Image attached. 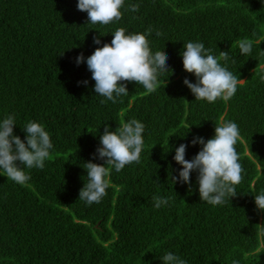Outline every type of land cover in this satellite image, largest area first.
<instances>
[{"label":"trees","instance_id":"trees-1","mask_svg":"<svg viewBox=\"0 0 264 264\" xmlns=\"http://www.w3.org/2000/svg\"><path fill=\"white\" fill-rule=\"evenodd\" d=\"M77 5L0 0V123L13 116V134L26 143L27 123L37 122L53 144L43 169L24 168L25 184L0 169V264H163L169 252L187 264H264V210L255 204L264 192V0H124L122 18L108 25L90 23ZM121 27L151 29L150 50L167 55L168 72L151 94L121 82L129 94L113 103L95 93L86 60ZM244 38L250 54L239 50ZM188 42L228 52L220 63L241 79L231 99H195L184 84L197 82L183 68ZM133 118L145 126L140 163L112 169L100 203L79 200L85 164L105 165L97 153L104 127ZM222 118L238 125L244 172L237 195L213 206L200 198L198 171L190 184L179 181L174 156L184 144L191 161L202 150L192 141L214 138ZM154 196L171 199L157 209Z\"/></svg>","mask_w":264,"mask_h":264},{"label":"clouds","instance_id":"clouds-1","mask_svg":"<svg viewBox=\"0 0 264 264\" xmlns=\"http://www.w3.org/2000/svg\"><path fill=\"white\" fill-rule=\"evenodd\" d=\"M77 7L79 11L88 14L90 23L108 25L122 18L124 0H78ZM138 9L139 5L131 6L133 12ZM148 35H151V29L143 34H129L121 27L115 30L111 44L96 48L86 60L88 70L95 81V93L116 103V97L129 94L126 84L121 82L141 84L146 94L157 90L159 74L168 72V57L163 51L152 54ZM156 35L160 36L162 33L157 32ZM94 43L99 45L101 41L94 38ZM237 44L241 54L251 53V39H241ZM184 49L183 68L188 73H194L197 78L195 84L188 79L184 80V84L196 100L214 103L217 99L227 101L235 95L241 79L220 63L221 60H229L228 52H220L218 57L214 56L211 54L212 50L206 49L201 42H188ZM84 59L81 54L77 58V64L84 62ZM84 83L87 84V81ZM14 126L15 120L11 115L0 123V169L5 172L7 179L25 184L31 177L26 174L24 168L43 169L53 144L50 134L37 122L27 123L24 129L26 143L13 134ZM144 127V124L135 118L122 123L115 131L104 127V133L100 137L102 147L97 149V153L99 158L105 161V165L92 162L85 164L88 182L80 190L79 200L88 205L100 203L111 186L112 169L120 172L126 165L140 163ZM240 138L238 125L232 121H223L222 118L215 127L214 138L207 142L203 138L192 141L193 145H202V150L191 161L185 159L187 146L181 144L174 156L176 163L182 166L179 181L190 184V174L198 171L202 201L216 206L224 204L226 197H235V186L242 181L244 172L236 149ZM175 180L176 178H173L174 182ZM170 199L154 196V206L159 209L168 205ZM255 204L258 209L264 210V192L255 196ZM162 260L163 264H187L186 260L171 252L165 254ZM233 264H238V261H233Z\"/></svg>","mask_w":264,"mask_h":264}]
</instances>
